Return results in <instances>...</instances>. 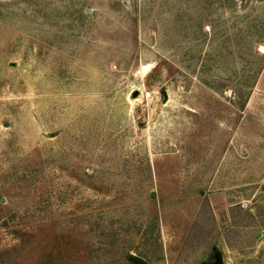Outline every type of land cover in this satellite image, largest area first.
<instances>
[{
    "label": "rangeland",
    "instance_id": "1",
    "mask_svg": "<svg viewBox=\"0 0 264 264\" xmlns=\"http://www.w3.org/2000/svg\"><path fill=\"white\" fill-rule=\"evenodd\" d=\"M0 264H264V0H0Z\"/></svg>",
    "mask_w": 264,
    "mask_h": 264
}]
</instances>
